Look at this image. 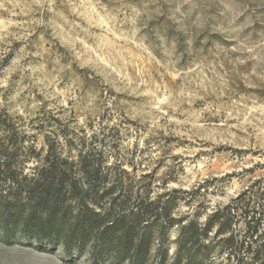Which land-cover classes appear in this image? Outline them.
Wrapping results in <instances>:
<instances>
[{
    "label": "rangeland",
    "instance_id": "rangeland-1",
    "mask_svg": "<svg viewBox=\"0 0 264 264\" xmlns=\"http://www.w3.org/2000/svg\"><path fill=\"white\" fill-rule=\"evenodd\" d=\"M84 147L152 200L180 191L184 224L230 213L232 231L202 241L236 264L240 198L264 205V0H0V148L31 173ZM179 236L156 242L168 264ZM0 264L89 260L0 235Z\"/></svg>",
    "mask_w": 264,
    "mask_h": 264
},
{
    "label": "trees",
    "instance_id": "trees-1",
    "mask_svg": "<svg viewBox=\"0 0 264 264\" xmlns=\"http://www.w3.org/2000/svg\"><path fill=\"white\" fill-rule=\"evenodd\" d=\"M11 155L0 148V235L8 243L61 246L70 258L88 256L89 264H168L169 250L156 242L178 226L170 264H213L214 251L202 240L216 223L219 233L232 231L230 213L212 214L203 228L177 220L173 195L180 191L152 200L151 185H133L122 164L109 165L96 149L84 147L71 161L48 154L31 173ZM240 212L248 237L228 238L223 252L236 264H264V205L240 198Z\"/></svg>",
    "mask_w": 264,
    "mask_h": 264
}]
</instances>
